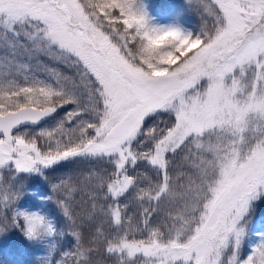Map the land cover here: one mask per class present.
Returning a JSON list of instances; mask_svg holds the SVG:
<instances>
[{
	"label": "snow or ice",
	"instance_id": "1",
	"mask_svg": "<svg viewBox=\"0 0 264 264\" xmlns=\"http://www.w3.org/2000/svg\"><path fill=\"white\" fill-rule=\"evenodd\" d=\"M184 5L0 0V264H264V0Z\"/></svg>",
	"mask_w": 264,
	"mask_h": 264
},
{
	"label": "rangeland",
	"instance_id": "2",
	"mask_svg": "<svg viewBox=\"0 0 264 264\" xmlns=\"http://www.w3.org/2000/svg\"><path fill=\"white\" fill-rule=\"evenodd\" d=\"M153 1L154 0H145V3L148 4L152 15L162 23L169 22L170 17L173 16L176 12L183 11V6L180 3V2H182V0H170L169 4H167L166 6H164L162 8H159V9H152L150 7V5ZM187 23L190 24L192 27H197L198 21L196 18L195 20H191ZM32 190L37 191L40 189L36 186H32ZM255 215H256V218H259L260 216H264V204L258 205ZM32 258L33 257H29V259H32ZM8 259H9V254L7 252H5L4 253V260L7 261Z\"/></svg>",
	"mask_w": 264,
	"mask_h": 264
},
{
	"label": "trees",
	"instance_id": "3",
	"mask_svg": "<svg viewBox=\"0 0 264 264\" xmlns=\"http://www.w3.org/2000/svg\"><path fill=\"white\" fill-rule=\"evenodd\" d=\"M170 0H154L151 4V7L154 8H162L165 5H167L169 3ZM184 2L186 3L187 0L183 1V6H184V11L182 12V18L185 21H188L190 19H192L193 17L198 18L199 20V15L193 10V9H186ZM192 15V16H191ZM191 16V17H190ZM45 127H47V125H44ZM90 165H88L87 161L81 162V163H77L76 165H71L65 169H62L60 171H57L55 173H53L49 179L55 180L56 177H60V176H66L68 174H71L74 171L80 170L82 168H86L89 167ZM32 186H37L38 188H40V184L39 183H33ZM41 190V189H40Z\"/></svg>",
	"mask_w": 264,
	"mask_h": 264
}]
</instances>
